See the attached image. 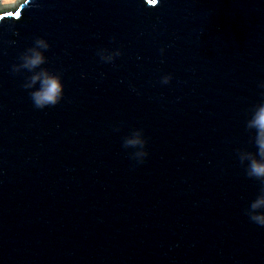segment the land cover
Returning a JSON list of instances; mask_svg holds the SVG:
<instances>
[{"label": "water", "instance_id": "1", "mask_svg": "<svg viewBox=\"0 0 264 264\" xmlns=\"http://www.w3.org/2000/svg\"><path fill=\"white\" fill-rule=\"evenodd\" d=\"M154 3L0 12V264H264L260 184L237 157L256 151L264 0ZM37 38L46 62L20 68ZM41 71L64 84L43 110L25 87ZM137 131L146 147H125Z\"/></svg>", "mask_w": 264, "mask_h": 264}, {"label": "clouds", "instance_id": "2", "mask_svg": "<svg viewBox=\"0 0 264 264\" xmlns=\"http://www.w3.org/2000/svg\"><path fill=\"white\" fill-rule=\"evenodd\" d=\"M33 2L34 0H14L11 5H7L6 7L22 9ZM158 2L159 0H155L153 6L157 5ZM10 13L7 12L6 14ZM50 47L51 45L46 39L37 38L34 41V46L27 49L21 56L22 63L19 67L28 71L39 68L46 62L44 52L48 51ZM163 52L164 49H161L162 55ZM97 55L101 62L111 64L122 53L119 49L113 51L100 49ZM13 70L16 71L18 69L14 68ZM171 80V75H166L161 78L160 83L167 85ZM37 85H39L38 88L36 87ZM25 87L36 89L30 93V98L34 107L40 110L56 106L64 98V84L61 77L52 75L47 71L34 74L31 77V82L25 85ZM258 87L264 89V81L259 82ZM245 126L249 132L254 133L252 142L256 151L238 150L237 157L240 164L245 167L246 175L249 178L257 180L260 184L259 193L250 203L246 214L252 223L264 227V99L253 107L250 118L246 121ZM124 146L144 149L146 147V140L143 138L142 132L137 131L125 141ZM137 155L141 157L139 163L142 164L149 153L147 151H139Z\"/></svg>", "mask_w": 264, "mask_h": 264}, {"label": "rangeland", "instance_id": "3", "mask_svg": "<svg viewBox=\"0 0 264 264\" xmlns=\"http://www.w3.org/2000/svg\"><path fill=\"white\" fill-rule=\"evenodd\" d=\"M14 0H0V12L10 9L11 7H6L7 5H11Z\"/></svg>", "mask_w": 264, "mask_h": 264}, {"label": "snow or ice", "instance_id": "4", "mask_svg": "<svg viewBox=\"0 0 264 264\" xmlns=\"http://www.w3.org/2000/svg\"><path fill=\"white\" fill-rule=\"evenodd\" d=\"M0 18H2V17H0Z\"/></svg>", "mask_w": 264, "mask_h": 264}]
</instances>
